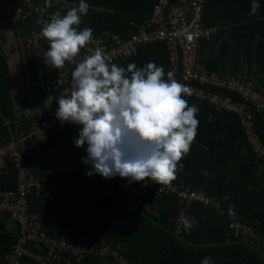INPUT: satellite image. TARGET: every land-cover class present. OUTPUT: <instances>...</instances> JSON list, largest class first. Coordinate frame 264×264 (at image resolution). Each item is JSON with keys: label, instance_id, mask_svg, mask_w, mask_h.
<instances>
[{"label": "built area", "instance_id": "2783aa9c", "mask_svg": "<svg viewBox=\"0 0 264 264\" xmlns=\"http://www.w3.org/2000/svg\"><path fill=\"white\" fill-rule=\"evenodd\" d=\"M203 2L156 0L147 17L128 22L133 29L129 36L111 35L105 40L93 35L91 42L80 50L75 62H66L61 69L45 63L43 55L49 46L40 32L53 12H67L76 5L68 0H51V6L44 12L40 9L45 7V0H11L7 4L24 54L32 63L34 76L30 85L40 95L39 121L19 141H0V163L7 161L14 173L13 190L0 191V215L10 218L16 226L9 264H81L88 255L104 256L118 264H132L120 254V246L97 242L84 247L67 239L64 231L52 236L44 232L39 215L30 207V200L46 195V191L27 167L25 152L20 146L27 140L44 146L49 154L48 163L76 179L81 188H90L97 174L87 175L91 167L81 163V158L86 156V145L78 148L74 144L80 126L61 124L55 113L58 97L73 90L71 73L76 62L91 55L97 47L104 49L110 63L117 64L120 59L134 55L138 46L160 44L165 51L166 78L167 73L172 72L178 82L190 88L191 95H184L188 102H201L215 111L234 115L253 158L264 163L263 94L252 80L207 71L196 61L199 43L208 40L217 30L213 26L202 25ZM51 137L62 142L54 163L55 157L47 147ZM118 184L120 190L114 195L117 202L147 219L158 214V205L152 202L154 198L174 199L166 217L167 230L179 241L189 236L197 225L191 212L192 206L205 207L219 216L225 212L226 196L207 193L200 186L184 185L173 180L168 184H155L151 180L130 183L124 178L119 179ZM185 218L193 225L190 229L184 227L182 221ZM77 227L82 235L89 236L91 229L88 225L78 224ZM226 228L229 235L225 243L246 247L264 258V233L258 232L242 218L228 221ZM30 243L39 245L41 252H27L26 246Z\"/></svg>", "mask_w": 264, "mask_h": 264}, {"label": "crops", "instance_id": "0c3cea01", "mask_svg": "<svg viewBox=\"0 0 264 264\" xmlns=\"http://www.w3.org/2000/svg\"><path fill=\"white\" fill-rule=\"evenodd\" d=\"M10 1L0 0V141L17 142L40 119V95L30 85L34 76L32 63L24 54L16 24L7 8ZM68 1L76 6L79 4V0ZM155 1L85 0L91 7L81 17L80 29L90 27L93 35L105 40L111 35L126 37L133 29L124 21L147 17ZM257 2L260 7L253 15L250 14L252 0H204L202 25L217 30L208 40L199 43L196 61L207 71L252 80L264 96V0ZM148 62L162 66L166 78L165 51L157 43L138 46L134 55L120 59L117 65L126 68L135 63L137 67H143ZM188 104L199 106L196 117L199 124L189 152L178 162L176 176L184 174L205 192L226 196V203L234 207L236 218L248 221L258 232L264 233V163L253 158L234 115L215 111L201 102L190 101ZM51 140L56 139L51 137L47 146L55 157L54 163L62 142L52 147ZM20 146L25 152L27 167H34V160L51 165L46 161L49 154L44 146L32 140L20 143ZM13 188V169L3 161L0 163V191H12ZM30 207L39 215L41 224L61 210L48 192L31 198ZM15 233L14 222L0 215V264L10 262ZM70 240L84 247L98 242L96 236L85 237L80 232L72 233ZM181 242L188 248H197L212 244L213 239L187 236ZM26 250L37 254L41 247L30 243ZM81 264L118 263L104 256L88 255Z\"/></svg>", "mask_w": 264, "mask_h": 264}, {"label": "clouds", "instance_id": "9594fccd", "mask_svg": "<svg viewBox=\"0 0 264 264\" xmlns=\"http://www.w3.org/2000/svg\"><path fill=\"white\" fill-rule=\"evenodd\" d=\"M50 6L51 0H45L40 11ZM90 7L79 0L66 14H51L40 32L49 42L43 55L46 64L61 69L66 62H75L91 42L93 29L78 27ZM259 7L252 0L250 14ZM71 76L73 90L58 97L55 116L61 124L80 126L74 144L78 148L87 145V155L81 158L82 164L91 166L87 175L155 184L176 178L178 162L189 152L199 124V106L189 105L184 98L191 95L187 85L172 72L165 78L164 68L154 62L143 67L130 63L126 68L110 63L100 47L76 62ZM228 215L235 218L234 207H229ZM182 222L185 229L193 227L186 218ZM201 264L213 261L206 256Z\"/></svg>", "mask_w": 264, "mask_h": 264}, {"label": "trees", "instance_id": "16d2710c", "mask_svg": "<svg viewBox=\"0 0 264 264\" xmlns=\"http://www.w3.org/2000/svg\"><path fill=\"white\" fill-rule=\"evenodd\" d=\"M124 22L130 27L128 21ZM60 142L57 139L50 141L52 147ZM34 163V167L28 166L34 178L61 209L50 220L42 222L47 235H58L64 231L65 237L70 240L72 233L79 232L77 225L86 224L91 229L90 236H96L99 243L120 246V254L132 264H201L206 256L213 264H264L263 257L246 247L225 243L229 235L226 225L233 219L228 215L226 202L223 216L205 207H191L197 225L189 237L203 236L212 238L213 242L207 246L188 248L167 230L166 217L174 199L154 198L152 202L158 205V214L147 219L117 202L114 195L120 190L119 176L105 179L97 174L90 188L84 189L76 179L54 166L36 160ZM173 181L194 186L184 174H179Z\"/></svg>", "mask_w": 264, "mask_h": 264}]
</instances>
